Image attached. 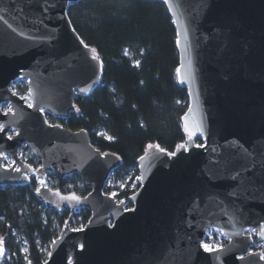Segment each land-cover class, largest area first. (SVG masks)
<instances>
[{
  "label": "water",
  "instance_id": "obj_1",
  "mask_svg": "<svg viewBox=\"0 0 264 264\" xmlns=\"http://www.w3.org/2000/svg\"><path fill=\"white\" fill-rule=\"evenodd\" d=\"M50 2L54 8L43 15L45 0H0V8L7 10L0 15L8 22L0 21V123L6 131L21 134L8 141L5 150L19 151L24 145L39 161L33 167L43 163L61 178L75 173L89 188L86 195L75 193L87 197L75 206L45 193L47 202L34 192L45 207L69 211V223L54 239L58 243L49 246L48 264H220L216 254L199 248L206 228L232 233L264 223V0H169L176 36L181 33L178 66L184 65L182 75L191 73L186 83L178 81L188 95L181 119L183 126L202 125V134L197 132L188 151L175 147L176 157L150 153L144 161L137 159L143 180L128 198L131 211L104 192L108 175L121 159L100 157L86 130L77 135L80 129L50 128L43 122L45 112L68 117L75 94H89L101 77L93 74L91 54L73 32L66 13L69 0ZM18 76L39 85L36 104L45 109L43 116L19 101L21 94L12 97L7 91ZM81 88L87 91L80 93ZM6 101L13 104L15 115L2 116ZM238 172L239 199L228 195L236 183L231 177ZM19 175L0 172V185L27 184L16 178ZM209 194L215 202L209 201ZM80 208L88 209L90 216L82 231H71L72 214ZM224 237L232 251L221 254L223 264L255 261L234 258L250 250L247 234L232 236L231 243Z\"/></svg>",
  "mask_w": 264,
  "mask_h": 264
},
{
  "label": "trees",
  "instance_id": "obj_2",
  "mask_svg": "<svg viewBox=\"0 0 264 264\" xmlns=\"http://www.w3.org/2000/svg\"><path fill=\"white\" fill-rule=\"evenodd\" d=\"M66 13L81 39L98 50L104 69L98 85L89 94H75L74 105L79 112L74 109L66 118L48 115L47 119L71 130L85 129L96 148L120 157V166L110 175L114 182L130 175L124 188L116 187L115 197L125 201L129 208L132 205L128 198L139 187L135 179L139 176L137 159L145 146L159 143L173 151L186 139L181 117L188 105V95L175 77L179 64L176 29L163 0H79L69 4ZM141 51H145L143 56ZM137 59L142 61L140 68L132 66ZM26 91L24 84L17 93ZM97 133L114 139L107 141ZM201 141L200 137L195 138L196 143ZM27 161L34 166L39 164L32 156ZM48 175L56 179L52 187L62 192H89L75 173L71 188L66 177H59L55 171ZM34 186V181L0 185V235L8 237L6 249L10 257L3 264H26L25 254L18 251L22 247L28 248L32 264H42L51 241L59 235L68 217L67 209L57 212L45 207L35 196ZM110 190L104 188L105 193ZM89 216L88 209H77L72 214L71 227H82Z\"/></svg>",
  "mask_w": 264,
  "mask_h": 264
},
{
  "label": "snow or ice",
  "instance_id": "obj_3",
  "mask_svg": "<svg viewBox=\"0 0 264 264\" xmlns=\"http://www.w3.org/2000/svg\"><path fill=\"white\" fill-rule=\"evenodd\" d=\"M76 0H69L70 4H75ZM163 3L168 6V10L172 11V5L169 3V0H163ZM54 8V4L50 2V0H45V3L42 8V14L46 15L49 11H51ZM7 11L6 9L0 8V12ZM21 11H23L21 9ZM0 21H3L5 24H7V20L4 18V16L0 15ZM41 23L43 21L41 20ZM8 27H11L9 24ZM73 32H75V29H73ZM23 35V33H21ZM181 33H177V38H176V45L179 47L182 43L181 41ZM80 45L83 46L84 49H86L91 55H90V60L92 61L91 67L94 75H99L100 73L103 72L104 69V64L103 61L101 60L98 50L94 47H90L88 44L84 42L83 39H79ZM183 39L184 41H187L188 39V34L187 31L183 34ZM146 51V50H145ZM145 51H141V56L145 54ZM187 46H185V52H187ZM124 55L127 56L128 52L125 51ZM191 57H188V65L191 67ZM142 65V61L137 59L133 63L134 68H140ZM184 67L183 63H181L179 66L175 68V77L177 81H179L181 84L186 83L188 80L191 79V73H187L182 75V68ZM18 79L23 83L27 79V83L29 87L27 88L26 94L24 95H19L18 100L23 101L24 104L26 105L27 108L33 109L37 113L43 116L45 109L43 107H39L36 104V98L39 93V85H35V82L30 79L26 78L24 76H18ZM93 83H96L94 80ZM143 84V81H141ZM12 97H17L18 93L16 90V85H12L8 90H7ZM87 90L85 88L79 89L80 93H85ZM179 103V101H177ZM72 107L75 109L76 112H79V108H76L75 105H72ZM192 109L189 107V112H191ZM9 114L15 115V110L13 108V104L11 102L6 101V107L3 110L2 116L6 117ZM187 116V113H185V117ZM184 119V117H182ZM45 124H47L50 128H58L62 129L61 124H51L49 123L48 119L45 118L43 121ZM143 127V125H140ZM6 125L3 123H0V133H3L4 136H6V140H4V137L0 136V141H4L0 143V172H2L4 175H7L9 173H17L20 174L18 179H23L25 181H28L29 183H32L33 181L35 182L34 186V192L37 196L42 197L44 200L47 201V197L45 196V193H49L55 197H58L60 202H64L66 204H71L73 206L78 205L81 203L82 199H87V197H81L75 194V192H72L68 195H62L61 191L59 188L54 189L52 186H50V182L48 179V174L50 173L51 169L50 167L46 166L45 164L41 163L38 167H33L31 163H27V157L25 156L24 151L21 149L20 151H13L9 153L7 150H5V144L8 141H13L14 137H19L21 134L19 131H16L15 129H11L9 131H6ZM85 129L81 128L79 130V135L80 133H84ZM184 132L187 133V140L182 143V144H177L176 148L178 150L182 149L184 151H188V145L193 142V138L197 135V132H200L202 134V125L193 122V127L190 128L188 123L186 122L184 124ZM97 135H101L104 137L105 140L107 141H112L114 139L113 136L107 135L105 133H97ZM197 148L205 147L204 144H195L194 145ZM11 147V145H9ZM35 151V149H33ZM96 153L100 157H107V156H112L115 159L119 160L120 157L116 153H107V152H101L99 148L95 149ZM150 153L153 157L158 158L159 154L166 155L167 157H176L177 152L176 151H168L167 149L163 148L160 146L159 143H148L145 146L144 149V155H141L138 157L140 161H144L146 158H149ZM241 174L238 172L235 176H232L231 179L236 182L234 185V190L228 193L229 196L235 197L239 199V193L235 190V188H239L241 186ZM136 181H142L143 176H137ZM211 179V178H210ZM120 188H124L125 184L121 183ZM69 188L72 186L69 185ZM135 187V185H133ZM91 195V194H89ZM105 195L109 196L110 199H114L117 196L116 192H111V193H105ZM209 201L210 202H215L214 196L212 194H209ZM51 202V201H47ZM121 204H124L125 202L123 200L120 201ZM59 207V203L56 205ZM126 211H131L132 209H125ZM227 214V213H226ZM47 223V220L45 219L44 221ZM238 222V221H237ZM65 225H67L69 222L65 221ZM111 226V225H110ZM191 227L192 225L189 224ZM10 228V226H9ZM233 228L235 229V223L233 224ZM82 228H73L71 231H82ZM215 234V235H213ZM247 234V239L249 241V248L252 246H256L259 248V251H253V250H248L246 249V255H240L237 257H234L236 260L239 261H245L249 257H255V261L253 260H248V264H259V262L264 261V243H260L259 245H256L254 237H258L261 241H264V223H260L257 227H248V228H241L239 230H235L232 233L226 232L223 228H211L209 226L206 228L203 232V235H206L208 237L209 241L212 242H205L203 240L200 241L199 243V248L203 250V252L206 253H214L216 254V259L220 261V264H223V261L221 259V254L231 252V248H226L225 244L217 239H215L216 236H226L229 237L228 243H231V237L232 236H244ZM62 238V237H60ZM59 239V238H58ZM8 243V237L7 235H0V260H7L10 259L8 256V252L6 249V244ZM58 243V240H52L51 244L56 245ZM83 247V245H81ZM19 252L24 253V260L26 261V264H32L31 259H29L27 253H28V248H20L18 249ZM52 253L48 252V256H51ZM44 264H48V261L45 260Z\"/></svg>",
  "mask_w": 264,
  "mask_h": 264
},
{
  "label": "rangeland",
  "instance_id": "obj_4",
  "mask_svg": "<svg viewBox=\"0 0 264 264\" xmlns=\"http://www.w3.org/2000/svg\"><path fill=\"white\" fill-rule=\"evenodd\" d=\"M24 84H26V80L22 83V82L18 79V77L15 78V79L12 81V83H11V85H16V90H17L18 92H19L20 88H21ZM20 94H21V95H24V94H26V93H20ZM5 107H6V102H3V103L1 104V109L4 110ZM48 115H49L50 117H52V118H57L56 116H53V115H51V114L45 112V116H46V118H47ZM49 116H48V117H49ZM9 130H11V129H9ZM21 149L24 151L25 156L27 157V159H28L29 157H31V156L34 157V156L32 155V153H31V151H30L26 146L22 145V146L19 148V151H20ZM34 158H35V157H34ZM35 159H36V158H35ZM50 173H51V172H50ZM64 177H66V180H67V183H66V184H67V186L72 185V182L76 180V179L74 178V176H72V174H68V175H66V176H64ZM129 178H130V175L126 176L125 179H124L123 181L120 180V181L114 182L113 179L111 178V175L109 174L108 177H107V179H106V184H104V188L110 187V188H111L110 193H111V192H116V187H120L119 185H120L121 183H125V182H127ZM48 179H49V182H50L51 185H54V184H55L56 179L54 178V176H49V175H48ZM124 202H125V201H124ZM124 204H125V203H124ZM76 211H77V210H75L73 213H75ZM213 235H215V234H213ZM215 239H217V240H219V241H221V242H223V243L227 241L226 238H225L224 236H216ZM203 241H205V242H212V241H209V240H208V237H207L206 235L204 236ZM260 243H264V241H257V240H256V245H259ZM224 244H225V243H224ZM22 248H24V247H22ZM44 250L46 251L47 248L45 247ZM250 250H253V251H259V248L256 247V246H252V247H250Z\"/></svg>",
  "mask_w": 264,
  "mask_h": 264
}]
</instances>
